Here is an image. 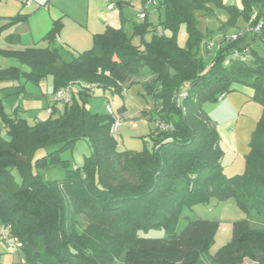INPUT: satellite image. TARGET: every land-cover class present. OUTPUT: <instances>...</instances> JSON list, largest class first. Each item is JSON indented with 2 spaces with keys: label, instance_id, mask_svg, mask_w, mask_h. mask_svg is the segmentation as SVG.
<instances>
[{
  "label": "trees",
  "instance_id": "16d2710c",
  "mask_svg": "<svg viewBox=\"0 0 264 264\" xmlns=\"http://www.w3.org/2000/svg\"><path fill=\"white\" fill-rule=\"evenodd\" d=\"M157 1L165 10L164 21L156 25L146 18L134 25L133 35L124 26H108L94 34L92 48L70 59L55 45L0 47L1 56L30 68H0V83L25 78L39 84L53 76L54 92L78 86L63 111L54 109L56 116L35 124L6 112L0 88V120L7 135L0 132V223L11 226L28 264H101L92 255L96 244L76 227L77 212L89 213L99 230L109 233L106 249L111 254L120 250L121 264H264V227L248 217L233 222L232 240L214 256H208L215 228L210 220H190L176 231L183 205L212 196L235 198L247 215H264V143H259L264 138V55L253 48L258 39L264 45V0H241V7L223 0ZM215 8L224 9L228 19L221 26L222 38L210 48L212 32L204 35L197 12L214 14ZM239 19L247 28L234 32L239 35L233 39L227 31ZM62 25L55 20L44 39L54 43ZM181 25L186 46L178 41ZM257 25L259 32L248 30ZM135 35L142 37L141 44L134 42ZM245 48L247 59L231 56ZM144 76L148 78H140ZM136 82L157 101L151 117L168 127L156 124L151 149L120 151L110 130L114 116L92 112L87 101L95 85L122 94ZM184 83H189L188 97L180 101L176 93ZM235 83L252 88L251 99L262 106V114L244 171L229 176L216 124L203 104L235 90ZM79 139L89 142L92 153L84 165L71 168L62 151ZM52 144L61 146L34 157L36 150ZM58 164L67 168L62 179L45 182L34 174V168ZM14 168L22 174V184L15 181ZM151 228H164L168 235H139Z\"/></svg>",
  "mask_w": 264,
  "mask_h": 264
},
{
  "label": "rangeland",
  "instance_id": "374dc122",
  "mask_svg": "<svg viewBox=\"0 0 264 264\" xmlns=\"http://www.w3.org/2000/svg\"><path fill=\"white\" fill-rule=\"evenodd\" d=\"M158 4V1L155 2ZM152 6H150L151 8ZM158 7V6H157ZM159 8V7H158ZM116 9L118 7L116 6ZM160 9V8H159ZM153 11V10H152ZM150 11V13H152ZM134 17L133 13L130 11V18ZM197 18L199 21V27L204 33L212 32V40L214 42L219 41L222 38L221 26L225 22L228 15L226 11L222 8H215L214 14H206L204 11L197 12ZM165 19V10L161 8L160 12L157 11L153 13L148 20L158 25L161 21ZM136 20V21H135ZM137 24L145 23V19H132V22H129L127 25H118L120 28L124 26V29L127 32H130L131 35L134 33V25L133 22ZM247 28V23L244 19H239L238 26L228 30V34H233L234 32L243 31ZM168 34L171 33L170 30H166ZM211 34V33H210ZM151 35L149 34L146 37V40L149 41ZM178 41L181 45L186 46L187 44V32L185 25H181L180 30L178 32ZM134 42L141 44L142 37L140 35L134 36ZM94 46V42L91 47ZM253 48L257 50L260 55H264V45L261 40L258 39L254 44ZM8 59V58H5ZM13 63H18L14 59H8ZM18 65H20L18 63ZM25 67L24 70H29L30 68L26 65H22ZM25 77V75H24ZM50 77V76H49ZM44 78V81L41 82V87L38 84L30 81L27 84L28 95H34L35 97L39 96V99H43L45 104L47 103V96L52 98V101L55 102V92L53 93L54 84L52 86L51 80L52 78ZM141 79H147L148 76L140 77ZM24 83H27L25 78H22ZM189 83H184L181 87V90H184L188 87ZM237 87L249 88L250 86L243 83H235ZM47 93L44 95L42 93ZM92 95L89 97L87 101V107L95 113H106L108 105H111L115 115H117L121 119V125L118 127L117 131L113 133V136L117 142V148L120 151L123 150H134L140 151L145 147L151 149L153 146L152 140L150 138V133L156 127L155 118L151 117V113H155L156 110V99L147 92L145 86L136 82L127 86V88L123 91L122 94L116 93L113 94L110 90H104L102 87L95 85L93 86ZM38 95V96H37ZM226 94L223 98H219L217 101H208L203 104V109L205 112H211L213 110H219L225 107L224 101ZM8 97H6L5 102L7 103ZM27 101L28 98L26 99ZM196 102V100H194ZM251 105H256V107H261V105L257 102H252ZM43 104V107H38L37 104L29 103V114L27 119L31 124H35L38 120H46L52 116H56L58 113L53 115V112L49 110L50 113L46 112V106ZM56 105L60 108L61 111L64 110V103L56 101ZM9 106V105H8ZM248 106V107H249ZM10 108V107H9ZM247 108L245 107V110ZM258 109V108H257ZM228 116H235L236 111H227ZM36 116H39L36 120ZM215 123V122H214ZM216 124V123H215ZM217 128V126H216ZM227 135L226 133H224ZM3 135H6V132L3 131ZM224 135V136H225ZM259 143H264V138L259 139ZM60 144H52L39 148L35 152L34 157H40L48 154L49 152L58 149ZM92 153V148L89 142L85 139H79L75 142L72 148L65 149L62 151V158L69 163L71 168H76L78 166H82L85 163L86 157L90 156ZM230 155L227 156L225 163H229L228 159ZM234 159V157L232 158ZM226 163V164H227ZM224 164V163H222ZM233 166L228 168L225 172L227 175H235L236 173H242L244 171V157L242 155L239 156L232 164ZM13 173L15 175V181L18 184L23 183V176L17 168L13 169ZM38 174L43 181L48 182L52 180L62 179L66 176L67 168L63 164L58 165H49L40 169L34 168V174ZM161 192L158 193V196ZM142 202V200H140ZM248 217L255 226H263L264 227V215L259 214L256 211H252L249 215H247L237 204L235 198H229L224 200H219L216 197L212 196L206 202H196L191 205H183L181 209V217L178 220L176 225V231H181L186 224L190 220L194 219H207L210 220L213 224H215L214 228V236L210 248L208 250V256H214L218 253V251L227 243H229L233 238V222ZM76 219V227L78 231L87 237L88 240L93 241L96 244V251L92 254L96 257L97 262L103 263L105 260V264H121V256L122 253L120 250H116L113 254L106 249V247H110V240L112 238L109 237V233L105 230H99L97 226L96 220L90 217L89 213L85 212H77L75 214ZM140 236L144 237H166L168 235L167 231L164 228H151L147 231H140ZM7 245V244H6ZM21 246H18L20 248ZM22 250V249H21ZM23 253V251H22ZM24 256V254H23ZM25 260V257H24ZM25 264H28L26 262Z\"/></svg>",
  "mask_w": 264,
  "mask_h": 264
},
{
  "label": "crops",
  "instance_id": "0c3cea01",
  "mask_svg": "<svg viewBox=\"0 0 264 264\" xmlns=\"http://www.w3.org/2000/svg\"><path fill=\"white\" fill-rule=\"evenodd\" d=\"M223 1L226 5L241 7V0ZM155 2L156 0L147 4L144 0H0V47L24 48L55 45L61 49L65 59H70L73 54L89 49L94 42V34L104 31L108 26L117 28L118 25H127L134 18L148 19L153 13L160 12L161 8L159 9V5ZM110 4L113 5L112 8H109ZM130 11L134 16L132 18H130ZM143 11L146 13L145 17H141ZM18 15L21 18L14 20ZM58 19H61L63 25L54 43H49L44 37L52 28L54 21ZM135 21L133 25L137 24ZM10 66H21L25 69L22 65L15 64L0 55V68ZM49 78H52L50 80L53 86V76ZM43 81L44 79L41 82ZM41 82L38 84L40 89H42ZM23 83L22 80L4 81L0 83V88L6 112L27 118L29 103L32 100L38 107L40 105L43 107L45 102L39 99L38 95V97L28 95V83L24 86ZM235 87V90L226 94L225 107L206 112L217 126L220 145L224 150L222 163H224L225 172L233 166L234 159L236 160L240 155L244 157L245 167V158L250 152L251 137L262 114V106H249L250 103L255 102L251 99L252 88ZM77 92L78 86H75V94ZM42 94L47 95L44 92ZM6 97H8L7 103ZM27 98L29 101L26 100ZM46 100L45 108L48 114L50 108L51 113L54 109L60 110L52 98L47 96ZM230 110L236 111L237 114L228 116L227 111ZM38 117L36 116L35 119L37 120ZM3 131L6 132V129L0 120V132L3 134ZM228 155H230L229 163L226 162V164ZM6 244L0 238L1 264H25L26 260L21 247L9 248Z\"/></svg>",
  "mask_w": 264,
  "mask_h": 264
},
{
  "label": "built area",
  "instance_id": "2783aa9c",
  "mask_svg": "<svg viewBox=\"0 0 264 264\" xmlns=\"http://www.w3.org/2000/svg\"><path fill=\"white\" fill-rule=\"evenodd\" d=\"M151 2H153V0H148V3H151ZM112 7H113V5L110 4L109 8H112ZM145 16H146V13H145V11H143L141 13V17H145ZM248 30H250L252 32H259L260 25L249 27ZM158 32H160V33L162 32L161 27L158 29ZM238 35L239 34L234 33V34L230 35V37H232L233 39H236ZM208 46L210 48H213L214 44L210 43ZM248 54H249V48H245L242 52L236 49V50H234V52L232 53L231 56L240 57L242 59H247ZM74 93H75V85H68L66 87L59 89L58 91L55 92V98H54L55 103H56V101H59V102H62L64 104H68L71 101ZM224 95H222L220 98H223ZM176 97L180 101H183L184 99H186L188 97L187 88L176 93ZM107 108H108L107 109L108 113L113 115L114 119H115L112 126H111V129H110L111 132L114 133L117 131L118 127L121 125V119L117 115H115L114 110H113L111 105H108ZM50 111H52L51 108H50ZM156 124L161 126L162 128L168 127V125H165L164 123L157 122ZM0 238L3 239L7 243L9 248L21 246V242L16 237H14L12 235L10 225H6L3 223L0 224Z\"/></svg>",
  "mask_w": 264,
  "mask_h": 264
}]
</instances>
